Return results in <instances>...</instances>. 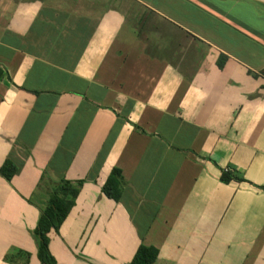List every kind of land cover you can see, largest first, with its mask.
Segmentation results:
<instances>
[{
    "label": "crops",
    "instance_id": "obj_1",
    "mask_svg": "<svg viewBox=\"0 0 264 264\" xmlns=\"http://www.w3.org/2000/svg\"><path fill=\"white\" fill-rule=\"evenodd\" d=\"M221 61V64H219ZM0 264H264V0H0ZM122 170L120 201L102 191ZM223 169L245 181L223 182Z\"/></svg>",
    "mask_w": 264,
    "mask_h": 264
},
{
    "label": "trees",
    "instance_id": "obj_2",
    "mask_svg": "<svg viewBox=\"0 0 264 264\" xmlns=\"http://www.w3.org/2000/svg\"><path fill=\"white\" fill-rule=\"evenodd\" d=\"M219 64H221V61H219ZM18 172L19 166L9 157L0 167V176L8 181H12ZM85 180L79 179L73 181L62 178L57 183L51 184L47 204L41 211L34 230L38 247L37 255L42 264H57V259L50 248V234L52 231L59 232L72 208L75 206ZM221 180L226 183L232 180L245 181L243 177H239L227 169H223ZM102 191L108 198L115 201L121 200L124 192V176L120 168L114 167L112 169L102 186ZM159 254L160 249L158 247L141 243L129 264H156ZM30 257V252L19 249L15 255H9L8 253L4 259L12 264H28Z\"/></svg>",
    "mask_w": 264,
    "mask_h": 264
},
{
    "label": "rangeland",
    "instance_id": "obj_3",
    "mask_svg": "<svg viewBox=\"0 0 264 264\" xmlns=\"http://www.w3.org/2000/svg\"><path fill=\"white\" fill-rule=\"evenodd\" d=\"M3 247L9 248V250H10L9 255H15V253L20 249L17 246H12L11 247L10 245H3Z\"/></svg>",
    "mask_w": 264,
    "mask_h": 264
}]
</instances>
